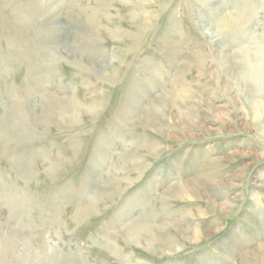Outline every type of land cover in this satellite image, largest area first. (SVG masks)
I'll return each instance as SVG.
<instances>
[{
	"label": "rangeland",
	"instance_id": "1",
	"mask_svg": "<svg viewBox=\"0 0 264 264\" xmlns=\"http://www.w3.org/2000/svg\"><path fill=\"white\" fill-rule=\"evenodd\" d=\"M262 47L264 0H0V264H263Z\"/></svg>",
	"mask_w": 264,
	"mask_h": 264
},
{
	"label": "bare ground",
	"instance_id": "2",
	"mask_svg": "<svg viewBox=\"0 0 264 264\" xmlns=\"http://www.w3.org/2000/svg\"><path fill=\"white\" fill-rule=\"evenodd\" d=\"M201 1H203V0H201ZM205 1V0H204ZM246 14H248V13H246ZM245 15V14H244ZM244 19H246V18H244ZM99 26V25H98ZM88 27H90L89 28V33H93V32H95L96 31V27H94V26H92V28H91V26H90V24H89V26ZM86 33H88V32H86ZM94 37V36H93ZM262 49V51L260 52V55H257V57L255 58V59H253L252 57L253 56H255L252 52H250V51H247V52H245V57H244V59L241 61V62H238L236 65H238L239 66V70H235L236 71V73H234V72H232V73H230V68L228 67H226L227 68V72L229 73V75L230 76H232L231 77V79L230 80H232L233 81V84L234 85H239V84H241V81H242V79H246V81H248V82H250V88L251 89H253V87H251V85L253 84L252 82L254 81V80H256L257 79V76H256V74H257V72H258V70H260V77H261V80H263V85H264V47H262L261 48ZM227 56V55H226ZM226 60H228V61H226V62H228V66L230 65L231 66V64H232V66H233V63H231V61L229 60V57L227 56L226 58H225ZM256 61V62H255ZM235 63V62H234ZM260 80V81H261ZM259 81V82H260ZM257 82V81H256ZM262 82V81H261ZM258 87V86H257ZM263 87V86H262ZM227 90V89H226ZM256 90V89H255ZM260 92V91H259ZM258 94V93H257ZM260 94V93H259ZM255 103L253 104V106H252V108L250 109L251 110V112H252V114L255 112V110H256V107H255ZM21 112V111H20ZM29 114V113H28ZM74 116H76L75 114H74ZM27 117V114H26V112L24 111L23 113H22V116H21V118L23 119H25ZM255 119V118H254ZM26 120V119H25ZM142 166V165H141ZM125 178V177H124ZM177 248V247H176ZM260 249H261V253H262V259L264 260V244H261V247H259ZM50 253V252H49ZM49 255V254H48ZM23 256V255H22ZM263 264H264V261H263Z\"/></svg>",
	"mask_w": 264,
	"mask_h": 264
}]
</instances>
